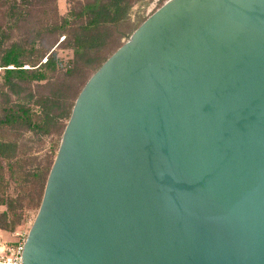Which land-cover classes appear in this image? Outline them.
<instances>
[{
    "label": "water",
    "instance_id": "water-1",
    "mask_svg": "<svg viewBox=\"0 0 264 264\" xmlns=\"http://www.w3.org/2000/svg\"><path fill=\"white\" fill-rule=\"evenodd\" d=\"M22 264H264V0H168L90 76Z\"/></svg>",
    "mask_w": 264,
    "mask_h": 264
},
{
    "label": "trees",
    "instance_id": "trees-1",
    "mask_svg": "<svg viewBox=\"0 0 264 264\" xmlns=\"http://www.w3.org/2000/svg\"><path fill=\"white\" fill-rule=\"evenodd\" d=\"M57 1L0 0V69L2 87L7 90L1 94L5 103L11 94L25 92L32 97V85L48 78L53 81L32 107H7L0 99V207L5 208L0 212V229L8 232L24 223L25 209L39 208L52 161L33 167L30 161L34 159L26 156L31 149L21 151L20 135L6 140L3 132L61 134L87 80L122 45L121 40L137 29L130 19L134 0H69L72 5L64 17L58 14ZM15 32L19 37L13 40ZM59 37L63 39L57 45ZM58 47L72 53L65 69L59 66ZM10 181L23 183L24 194L11 195ZM30 187H34L32 205L25 203Z\"/></svg>",
    "mask_w": 264,
    "mask_h": 264
},
{
    "label": "rangeland",
    "instance_id": "rangeland-1",
    "mask_svg": "<svg viewBox=\"0 0 264 264\" xmlns=\"http://www.w3.org/2000/svg\"><path fill=\"white\" fill-rule=\"evenodd\" d=\"M168 0H134L130 19L132 24L136 27H138L142 22H144L153 12H155L158 8H160L165 2ZM58 14L61 17H64L67 12L70 9V6L72 5V1L69 0H58L56 2ZM4 25V22H2ZM14 39H18L19 34L15 32L13 34ZM130 37V36H129ZM129 37L122 39L121 44H123ZM62 37L58 38V43L62 41ZM55 45L54 49L57 47ZM57 53V59L59 61V66L61 68H66L69 66L70 61L72 59V53L68 50H63L61 48L56 49ZM27 69L28 67H24ZM64 72V71H63ZM2 71L0 69V99L1 103H3L4 106L7 107H16L18 105H22L24 107H32L33 102L38 99L43 94H46L48 92V86L53 83L52 79L43 82L42 84L32 85L31 91L32 94L30 95L25 92H20L19 95H13L11 94L9 102L6 104L5 99L3 98L2 94L6 93V88L2 87L3 80L1 79ZM2 93V94H1ZM36 110V109H35ZM38 111V110H36ZM67 122H65L66 125ZM62 133H51L47 136H38V134L29 133L23 130H19L17 132H3V136L6 140L15 139L17 135H20L18 137L19 143H21V151H27L28 149H31L30 152L26 155L27 157H32V161H30L34 166L41 165L44 166L47 164L48 161H54V158L56 156L58 146L61 140ZM22 135V136H21ZM0 136L2 134L0 133ZM34 187H30L26 191V195L28 196L26 198L25 203L32 205V202L30 201V198H33L31 195L32 190ZM9 192L11 195L16 197L18 193L24 194L25 192V186L23 183L20 182H11L9 186ZM4 207H0V212L4 211ZM38 209L35 208H27L25 209V216H24V223L18 227L14 232H8L5 230L0 229V237L5 242H14L17 240L16 235L19 233H24L29 231V228L36 216ZM14 234V236H13Z\"/></svg>",
    "mask_w": 264,
    "mask_h": 264
},
{
    "label": "built area",
    "instance_id": "built-area-1",
    "mask_svg": "<svg viewBox=\"0 0 264 264\" xmlns=\"http://www.w3.org/2000/svg\"><path fill=\"white\" fill-rule=\"evenodd\" d=\"M14 236V234H13ZM27 232L16 235L14 242H5L0 237V264H22L23 246Z\"/></svg>",
    "mask_w": 264,
    "mask_h": 264
}]
</instances>
